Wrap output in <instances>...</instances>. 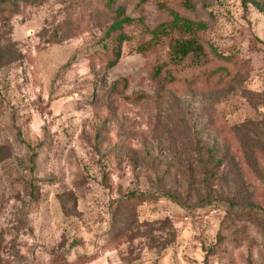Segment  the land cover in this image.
<instances>
[{"label": "rangeland", "instance_id": "rangeland-1", "mask_svg": "<svg viewBox=\"0 0 264 264\" xmlns=\"http://www.w3.org/2000/svg\"><path fill=\"white\" fill-rule=\"evenodd\" d=\"M190 1L0 0V264H264V0Z\"/></svg>", "mask_w": 264, "mask_h": 264}, {"label": "trees", "instance_id": "trees-1", "mask_svg": "<svg viewBox=\"0 0 264 264\" xmlns=\"http://www.w3.org/2000/svg\"><path fill=\"white\" fill-rule=\"evenodd\" d=\"M147 1L148 0H137L139 5H143L147 3ZM113 2L114 0H107V3H109L110 5L113 4ZM185 5L189 7L193 6L190 0H187V2H185ZM168 13L169 16H173V22H176V24L179 25L177 29L178 37L173 43L172 56L170 57L169 61L166 62L165 64H162L157 67H153L151 69V76L157 79V81H159L160 84L170 83L172 81L170 75L171 73H169L168 75L167 70L168 69L175 70L180 66H182L186 57H188V61L192 60L201 65H204L208 62L207 53L203 50L202 47H200L198 44L193 42L190 37L189 38L179 37V35L181 36L185 35L186 33H188V31H190L191 24L184 20H182L181 24H179L180 23L179 20L181 19L178 18L176 15H172L170 12ZM117 18H118L117 21L111 24L107 33L110 34V32L111 33L115 32L118 37V36H122L124 25L129 23V20L124 16L122 10H118ZM121 45H122V38L118 37L116 50L114 51V53L111 54V58H110L111 61L108 62L109 67L115 66L116 63L118 62L121 54L120 51ZM212 59H214L217 62H225L229 60L230 63L235 64V66H237L239 69L244 67V63L239 60H236L235 58L232 59L225 57L223 58V56L215 55L214 58Z\"/></svg>", "mask_w": 264, "mask_h": 264}]
</instances>
